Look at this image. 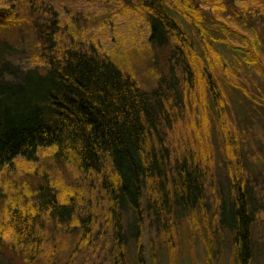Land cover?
Masks as SVG:
<instances>
[{
  "label": "trees",
  "instance_id": "16d2710c",
  "mask_svg": "<svg viewBox=\"0 0 264 264\" xmlns=\"http://www.w3.org/2000/svg\"><path fill=\"white\" fill-rule=\"evenodd\" d=\"M119 1L146 20L149 37L141 48L150 58L149 88L124 61L126 37L109 24L111 13L92 21L101 32L111 27L113 46L108 50L90 34L87 17L62 18L47 0H14L11 7L0 5V175L13 171L19 158L33 163L41 149L51 148L55 160L75 168L86 181L80 187H64L61 195L55 182L43 176L33 191L28 183L10 200L0 189V198H4L0 208L8 214L7 230L12 237L6 246L13 253L18 251L24 264H63L62 255L65 264H73L82 249L92 250L96 237L105 236V250L112 241L107 264H128L131 243L136 264H144L146 222L170 230L175 215L190 219L198 210L207 212L209 185L215 191L207 146L192 148V132L201 128L192 123L195 108L196 117L212 119L206 127H214L217 148L230 157L229 191L214 202L216 223L231 237L233 264H251L256 203L250 192H245L247 182L238 162L242 153L236 145L240 140L228 121L223 82L241 92L235 94L241 100L236 107L245 118L260 102L240 89L225 67L222 73L215 69V62L210 65V59L219 58L210 45L212 56H205L203 50L214 39L205 22L211 20L224 33L229 24L215 19L213 4L209 12L201 9L197 0ZM250 1L259 12L252 4L238 10L229 2V8L235 23L242 24L254 42H248V48L231 47L244 53L247 66L261 70L264 64L254 57L253 49L262 43L264 0ZM24 30L36 38V63L21 72L9 69V57L21 45ZM220 40L223 43V38ZM187 120L190 128L185 126ZM86 186L89 192L98 193L96 198L93 194L87 197ZM23 192L28 198L38 196L37 204L23 201ZM94 201L107 205L102 208L105 219L92 205ZM81 202L88 203L89 212L84 215L77 211ZM128 215L131 219L126 221ZM48 219L55 222L61 235L77 237L60 255L56 246H45ZM103 225L107 233L100 229ZM200 239L206 240L211 263L212 242L203 231ZM171 252L175 254L174 249Z\"/></svg>",
  "mask_w": 264,
  "mask_h": 264
},
{
  "label": "rangeland",
  "instance_id": "374dc122",
  "mask_svg": "<svg viewBox=\"0 0 264 264\" xmlns=\"http://www.w3.org/2000/svg\"><path fill=\"white\" fill-rule=\"evenodd\" d=\"M14 0H0V5L5 3L8 7L13 6ZM47 4L55 10L62 13V18H69L70 16L79 15L86 19L88 18L91 22L89 27L90 34L101 40V44L105 49L110 50L113 46L111 27L108 26L106 31L101 32L94 25L96 23L92 22L93 18L106 15L111 13L112 17L109 24H114L117 27V34L125 36L126 39L123 43H126L122 54L127 51L126 58L124 61L133 68L135 74H138V78L142 80L143 86L148 87L151 82L149 75V56L141 48V45L145 44L146 39L149 37L148 26L146 20L140 13H136L128 9L119 0H47ZM229 2H232L233 6L238 10L241 7H250L252 4L249 0H197L201 9L210 12L211 6L213 4V16L216 20L222 23H228L230 26L229 31L220 30V28L212 23V21L205 22L208 26V31L212 34V40H209L208 46H203L204 55L212 56L209 50V45L212 47L215 53L219 55V58L210 59V65L214 62L217 64L215 69L222 71L224 73L225 67L227 69V75L233 80L234 83L240 85V89L246 90L251 96L258 98L260 104L256 105L251 111H249L248 119L252 121L248 122L236 107L239 100L235 94L239 96L241 93L237 88H229L224 84V89L226 90V95L228 97V116L230 121L235 126V135L239 137V145L241 149V156L238 160L239 164L242 166L244 178L247 182V192L255 199L256 203V221L253 225V252L254 258L251 264H264V67L260 68L251 65L247 66L243 56L244 53L241 51H235L231 46H237L241 48H248V42H254L251 40L252 35L249 31L243 29L242 24L235 23L233 15H231V10L229 8ZM40 4H42L40 2ZM46 5V4H45ZM197 5V4H196ZM251 7H256L257 5L253 3ZM259 12V11H258ZM249 12H246V15ZM263 15V13H260ZM250 17V15H249ZM254 18L259 17V13ZM251 18V17H250ZM252 19V18H251ZM257 21V20H255ZM258 20L257 23H259ZM108 24V25H109ZM261 35L259 37L261 46L254 47V57L258 59V62L264 64V31L261 30ZM22 44L16 46L17 53L13 50L12 56L9 57L10 67L9 69H16L17 71H25L31 66H34L36 60L34 58V43L36 38L28 33V31H23ZM218 38V39H217ZM220 38H223V43ZM216 39V40H215ZM226 42V43H225ZM228 43V44H227ZM260 43V42H259ZM139 53L140 56H139ZM253 55V54H252ZM8 76L11 72H7ZM148 77V79H147ZM137 78V79H138ZM12 79V78H10ZM150 87V86H149ZM148 87V88H149ZM240 105V103H238ZM185 126L190 125L189 120H187ZM212 119H200L199 115L195 116L194 108V118L192 123L196 127H201L200 129L195 128L192 132V145L195 150L200 149L203 146L206 148L211 157V170L214 175L215 191L211 190L209 185L207 189V212L200 213L198 210L190 219H183L180 215L173 216L170 230L167 226L158 223L150 224L146 222L143 233V245L145 251V263L144 264H233V258L231 254V237L225 228H218L216 223V206L214 202L216 198L226 195V191H229L230 178L229 171L231 173V167H227V162L229 164L230 157L223 156L222 152L217 148L218 132L214 130V127H206ZM182 127V133L185 135L187 132ZM190 128V126H189ZM212 128V130H211ZM177 145L181 146V142ZM229 152V150H228ZM54 151L51 148L41 149L39 152L38 160L30 163L26 162L22 158H19L15 162V168L6 174L0 175V189H2L3 194L8 197V200L12 197H18L17 192L23 189V185H28L30 183V190L33 191L34 186L44 179H49L55 182L57 192L62 195V190L64 187L82 186L86 181L83 176H79L76 169L62 162H58L53 158ZM236 162V161H235ZM231 164V163H230ZM233 169V164L231 165ZM230 169V170H229ZM233 171V170H232ZM249 188V190H248ZM89 187L86 186L84 193L89 197L91 194L97 197V192L94 190L92 193L89 192ZM0 197H3L2 195ZM4 199V198H0ZM38 196H33L28 198L26 192H23V201L30 200V204H37ZM91 205V203H89ZM92 205L101 210V217L105 219L106 211L102 208L107 207L105 202L101 205L97 204L96 201L92 202ZM78 214L84 215L88 213V203L81 202L78 208ZM7 217L5 211L0 208V239H2V244L5 246H0V264H24V260L18 255V251L11 252L9 247L6 246L11 241V232L7 230ZM130 215L126 216L125 220L131 219ZM126 224V232L127 223ZM207 224V225H206ZM208 226V227H207ZM56 224L53 221L47 220L45 224L46 242L45 246L50 247L56 246L59 250V255L64 252L63 250L67 245H72L76 243L77 237L73 236H63L56 229ZM100 229L103 233H107L105 225L101 226ZM7 230V231H6ZM200 231L206 233L207 240H211L212 249L214 250V258L211 263L208 261L206 256V240L200 239ZM101 232V231H100ZM173 235V236H172ZM170 238L173 240L171 242ZM212 238V239H211ZM106 237L102 236L96 237L92 250L82 249L81 254L75 257L73 264H106L108 263L107 253L110 248H112V241L108 245V249L105 250ZM0 243V244H1ZM171 245L173 248H171ZM175 245V246H174ZM62 247V249H61ZM107 247V246H106ZM48 248V249H49ZM47 249V250H48ZM172 249L175 250V254L171 252ZM46 250V252H47ZM92 258V260H91ZM136 250L133 243L129 245L128 251V264H136ZM91 260V261H90ZM61 262L65 264L66 258L62 255ZM37 264V263H34Z\"/></svg>",
  "mask_w": 264,
  "mask_h": 264
}]
</instances>
